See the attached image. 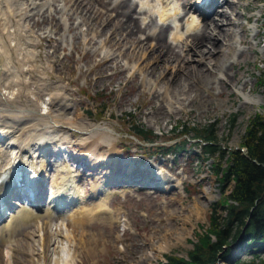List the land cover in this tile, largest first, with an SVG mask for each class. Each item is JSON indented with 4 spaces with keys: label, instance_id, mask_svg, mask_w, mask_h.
<instances>
[{
    "label": "rangeland",
    "instance_id": "rangeland-1",
    "mask_svg": "<svg viewBox=\"0 0 264 264\" xmlns=\"http://www.w3.org/2000/svg\"><path fill=\"white\" fill-rule=\"evenodd\" d=\"M46 1L37 0L40 4L36 11L26 10L25 15L28 18L22 22L31 23L29 18L40 11L36 20L41 23L42 14L50 15L48 5L42 6ZM56 1L57 6L63 8V13H70V8L64 6L62 0ZM138 1L132 0L134 8L137 7ZM226 1L240 2L242 5L250 2ZM177 2L181 6L180 10L184 11L182 0ZM192 2L194 3V0ZM51 9L52 14L53 6ZM223 11L228 12L229 9L227 4L221 3L217 12ZM63 13L59 14L55 21L52 20L53 15H50L44 25L58 22ZM251 13V22L241 20L246 31L237 32L236 40L242 36L244 43H236V48L244 49L246 54L242 62L230 69L227 78L231 87L225 88L219 83L209 85L200 92L201 97L195 101L194 107L188 106L184 109L180 105L183 96L175 97V92L171 90L168 97H159L160 93L165 91L161 79L147 73L140 75L138 61L126 58L125 54L130 57L132 53V43L125 44L119 50L104 45L92 47L84 45V41L90 38L91 34L82 37L78 34L79 31L75 34V31L66 30L67 26L75 23L80 27V31L84 32L86 25L81 23L79 18L77 21L73 19L66 23L59 21L67 25L63 24L64 29L61 32L49 29L50 25L42 31L35 30L32 42L29 41L34 45L24 44L32 35H28V39L24 35L18 39L14 36L13 39L0 37V51L6 52L8 58V64L0 68V82L12 85L13 89L18 88L15 82H22L39 91L42 94V100L39 101L41 110L49 106L50 98L58 96V105L66 108L65 116L77 122L74 126L58 124L53 131L57 127L59 129L50 139L60 138L69 142L73 147L72 151L79 152L92 161L98 157L102 161L110 159L111 163L115 161V166L127 162L129 166H136L137 170L140 164H149L150 168L164 173L172 180L170 184L164 185L169 189L166 193L139 188L129 191L111 189L112 195L108 199L106 209L113 216V222L95 218L87 224L83 238L88 240L89 233L90 238L93 234L95 237L94 241L84 245L83 249L82 244L76 248L77 241L66 244L71 255H74L73 264H160L166 262L167 254L188 257L194 243L198 241V234L209 225L212 203L222 195L213 174L214 157L206 158L200 148H194L192 144L197 140L193 134H183L182 127L200 129L213 123L222 147L238 149L250 119L257 113L264 115V88H260L264 78V0H260ZM135 17L146 18L145 22L141 21L145 27L144 33L140 34L143 38L160 29L161 24L153 11L145 14L138 5ZM178 23L181 27V20L172 24L176 26ZM201 25L202 23L197 32L203 29ZM173 30L171 26L168 27L169 42ZM257 30L261 31V36L254 40L253 36ZM77 39L80 44H77ZM104 39L105 37H96L99 43ZM19 40L21 45H18ZM55 46H58V53H55ZM182 46L179 42L176 50H182ZM183 50L185 51V48ZM251 52H255V55ZM103 57L112 58V62L103 66ZM234 57L236 58L237 54H233ZM246 59H250V62L246 63ZM171 73V70L165 72L168 78ZM233 75L239 80H235ZM132 78L135 79L133 83ZM245 82L247 86L244 87ZM155 104H162L165 111L172 113L171 117L163 115L157 120L153 119L152 109ZM234 115L236 121L232 124L231 118ZM133 122L136 126L152 131L156 142L153 145H145L138 138L131 136ZM82 124L88 126V131L91 126L108 128L105 131V139L97 140L96 135L87 133V130H79L78 127ZM175 143L181 146L180 149L175 148ZM165 153L167 156L163 157ZM145 154H151L153 158L145 161ZM50 167L52 171L48 174L52 183L56 174L53 164ZM110 174L112 170L107 164L100 166L97 172L86 173L78 181L80 190L86 193V197L90 196L93 192L91 183H103ZM100 197L105 196L103 194ZM100 197L95 201L101 199ZM89 202L94 201L90 199ZM54 223L58 224L60 221L54 220L53 228ZM30 230L22 227L21 232L15 233L13 245L25 250L27 244L24 235ZM76 239L79 242L80 237L77 235ZM35 245L38 246L37 241ZM68 248L64 251V259L71 258ZM18 258V264L30 263V258L24 253L18 254ZM239 260L250 264L252 256L243 253ZM34 264H41V261H35Z\"/></svg>",
    "mask_w": 264,
    "mask_h": 264
},
{
    "label": "bare ground",
    "instance_id": "bare-ground-1",
    "mask_svg": "<svg viewBox=\"0 0 264 264\" xmlns=\"http://www.w3.org/2000/svg\"><path fill=\"white\" fill-rule=\"evenodd\" d=\"M36 1L0 0V37L4 36L13 39L12 36H14L15 39H18V37L24 35L28 39V35L34 34L35 30L42 31L50 25H44L45 21L50 19V15H53L54 18L52 20L55 21V18L63 13V8H59V5L56 6V0H47L43 6L48 5V10L53 6L54 12L52 14L50 13L51 10L48 12L50 15L44 16L42 14L43 21L40 23L36 20V17L40 15L39 11L29 18L32 21L31 23H22L24 19L28 18L25 15L26 10L36 11V7L39 6ZM249 1L248 4L242 5L240 2L214 0L213 5H217L219 2L227 4L229 11L219 13L215 6L208 10L206 15H200L199 18L194 15L191 20L189 19L190 16L186 14L182 17L184 23L181 29L179 25H176V30L171 32L170 42L167 39V31L170 26L163 24L156 33H150L143 38L140 34L144 33L145 27L141 24V21H145L146 18L137 19L135 17L137 7L141 4L148 6V12L153 11L163 23L170 19L176 20L180 14V7L175 3L171 4L169 1L159 2V0H153V2H150L148 0H140V3H137V7L134 8L132 0H114L112 2L111 0H63L64 5L70 8V13L66 14L64 12L60 16L59 21L66 23L73 19L75 21H77V18L81 19V23L86 25L84 32L80 31V27L76 26L75 23L70 26L63 24L67 26L66 30L75 31V34L79 31L78 34H81L82 37L91 34L90 38L84 41V45L87 46L104 45L113 50H119L125 44L132 43L134 48L130 57L125 54L126 58L138 61L139 71H141L140 75L147 73L157 79H161L165 91L160 93L159 97H168V93L171 90L173 93L175 92V97L183 96L180 105L184 109L188 106L194 107L195 101L201 97L200 92L208 88L209 85H217L219 83L225 88L231 87L227 78L230 74V69L242 62L246 54L244 49L236 48V43H244L242 36L236 40L237 32L239 30L242 32L246 31L241 20L251 22L253 17L251 12L256 8L260 0ZM194 4H191L190 0L187 2L186 7L189 12L196 11L197 7ZM240 7L242 10L239 11ZM59 21L50 25L49 29L61 32L64 29V25ZM258 21L259 18L256 19V22ZM199 23H202L201 27L203 29L197 32L200 26ZM209 30L212 32H208ZM260 36L261 31L257 30L253 39L256 40ZM33 37L34 35H32L30 40H26L28 42L25 41L24 44H33L30 43ZM96 37H105V39L99 43ZM190 38L191 40L189 41ZM78 39L77 44H80ZM182 40V50H176L179 47L178 43ZM153 42L154 44H152ZM175 43L176 45H174ZM18 45H21V40H19ZM184 48L185 51L183 50ZM55 53H58V46H55ZM232 53L237 54V57L233 58ZM251 54L255 55V52H251ZM6 55V52L0 51V68L8 64ZM29 57L32 59L30 55ZM29 57L27 56V58ZM245 61L248 63L250 59ZM111 62L112 58L109 57L101 59L103 66H108ZM192 62H195V64ZM169 70L172 71L170 78L166 76L168 73L165 74ZM1 75L2 72H0ZM233 77L235 80H239L236 75H233ZM134 80L132 78L131 83ZM24 84L15 82V86H18V88L13 89L12 85H5L0 82V128L3 133L13 134L12 137L15 139L11 138L10 143H16V149L14 151L10 150L12 151V158L15 156L16 162L9 157L10 154L7 152V148H0V177L2 175L5 177L8 175L13 176L11 165L17 163V159L21 157L20 154L26 157L29 153H37L35 149L39 144L46 148L49 145L48 138L59 129L57 127L53 131V128L58 126V124L69 126L77 124L74 119L65 116L67 115L66 108L58 105V96L50 98L51 103L49 106H45L46 109L41 110L39 101L42 100V94L34 90L33 87ZM245 86H247V82L244 83ZM163 115L170 118L172 113L169 110L165 111L162 104H155L154 109H152V118L157 120ZM2 119H4L3 123H1ZM78 129L87 130V133L96 135L97 140H102L105 139V131L108 128L91 126V130L88 131V126L82 124ZM32 158L35 160V155ZM96 160L97 162L102 161L100 157L96 158ZM43 167L41 166V168ZM32 168H34V165ZM14 173L23 174L19 170ZM163 179L166 182L169 181L167 177ZM12 181L13 179L11 178V183L9 180L7 183L3 182L0 188L12 184L14 182ZM75 183V174L71 169L67 170L61 182L56 183L57 186H62L60 192L66 191L70 194L71 203L77 205V207L74 209L70 208L72 210H66L69 209L67 207L64 208L61 211V215L57 216L60 223H54V228L52 224L53 220L56 219L54 217L55 209H61L60 206L55 204V202L58 203L60 201L58 199L52 202L53 206L49 205L50 207L48 208L41 207L40 209H43L44 212H39L32 207H25L22 210H18L17 213L11 216L9 221L4 223L0 235V264H18V254L21 253L30 258L29 264H34L35 261H41V264H73L75 262L74 255H71V251L66 244L77 241L76 248L78 249L82 244L81 249H83L84 245L92 243L95 237L93 234L90 238L91 233H89L88 240L85 237L83 238L85 229L88 228L87 224L95 218L105 219V221L110 223L113 222V216L106 209L111 193L106 192L104 198L94 202H87L86 195L84 193L83 195L82 190L79 188H75ZM104 188L105 186L100 182L92 184L94 194L104 190ZM7 194H11L14 199L20 195L25 196L27 190L22 187H16L13 191L9 192L7 190ZM40 195L41 193L37 195L39 198L35 199V201L39 200L37 203H40L41 206L42 195ZM7 198L5 195H0L1 200L6 201ZM62 213L64 214L62 215ZM22 227L31 229L24 235L27 244L25 250L13 245L14 234L21 232ZM77 235L80 237L79 242L76 239ZM36 241L38 246L35 245ZM67 248L69 256L71 255L70 259H64L66 254L64 251Z\"/></svg>",
    "mask_w": 264,
    "mask_h": 264
},
{
    "label": "trees",
    "instance_id": "trees-1",
    "mask_svg": "<svg viewBox=\"0 0 264 264\" xmlns=\"http://www.w3.org/2000/svg\"><path fill=\"white\" fill-rule=\"evenodd\" d=\"M260 88H264V78ZM235 121L236 115L231 123ZM132 129L131 134L142 140L155 141L152 131L136 126L135 122ZM182 132L193 134L206 158L214 157L213 174L222 197L212 203L209 225L198 234V241L188 257L167 254L166 262L160 264L229 262L231 245L240 239L245 229L242 241L249 240V250L264 247V115L257 113L250 119L238 149L222 147L213 123L200 129L185 126Z\"/></svg>",
    "mask_w": 264,
    "mask_h": 264
}]
</instances>
